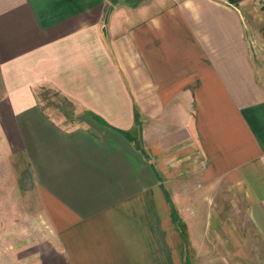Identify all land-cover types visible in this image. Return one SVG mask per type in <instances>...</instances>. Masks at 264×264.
Wrapping results in <instances>:
<instances>
[{
  "label": "crops",
  "instance_id": "0c3cea01",
  "mask_svg": "<svg viewBox=\"0 0 264 264\" xmlns=\"http://www.w3.org/2000/svg\"><path fill=\"white\" fill-rule=\"evenodd\" d=\"M0 150L26 264H264V1L0 0Z\"/></svg>",
  "mask_w": 264,
  "mask_h": 264
},
{
  "label": "rangeland",
  "instance_id": "374dc122",
  "mask_svg": "<svg viewBox=\"0 0 264 264\" xmlns=\"http://www.w3.org/2000/svg\"><path fill=\"white\" fill-rule=\"evenodd\" d=\"M264 1V0H263ZM46 107L55 112V115L66 117L71 121V117L76 113L75 107L64 97L60 96L54 90H45L43 94ZM70 118V119H69ZM67 122V121H66ZM72 123H74L72 121ZM18 173L19 181L22 182V190L25 191L24 199H21L20 206L23 212L18 217L15 212L10 211V201L2 196L5 192L3 186L6 185L5 179L12 172ZM17 186V181L14 183ZM10 185V182H9ZM10 188V187H9ZM6 195V194H4ZM3 197V198H2ZM2 200L9 202L8 210L0 212V264H26L33 262V253L41 247L44 239L47 240L48 229L44 227V219L41 217L39 209L35 203V196L32 190L30 173L23 160L14 158L12 161L6 158V154L0 150V206ZM15 203V201H14ZM14 206V205H13ZM245 237V232L243 233ZM247 238V234H246ZM249 241V237L247 238ZM251 242V241H250ZM255 245V244H254ZM247 245L248 251L252 257H256L251 247ZM201 264H223L219 261H201Z\"/></svg>",
  "mask_w": 264,
  "mask_h": 264
},
{
  "label": "trees",
  "instance_id": "16d2710c",
  "mask_svg": "<svg viewBox=\"0 0 264 264\" xmlns=\"http://www.w3.org/2000/svg\"><path fill=\"white\" fill-rule=\"evenodd\" d=\"M232 1H237V0H232Z\"/></svg>",
  "mask_w": 264,
  "mask_h": 264
}]
</instances>
